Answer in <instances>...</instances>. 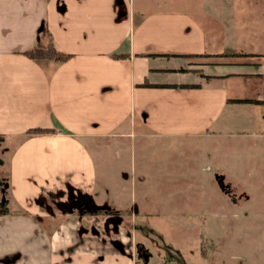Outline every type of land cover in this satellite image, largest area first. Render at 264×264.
I'll use <instances>...</instances> for the list:
<instances>
[{
	"label": "crops",
	"instance_id": "crops-1",
	"mask_svg": "<svg viewBox=\"0 0 264 264\" xmlns=\"http://www.w3.org/2000/svg\"><path fill=\"white\" fill-rule=\"evenodd\" d=\"M40 28L69 60L23 56ZM263 89L264 0H0V264H136L119 211H81L108 185L97 156L263 134Z\"/></svg>",
	"mask_w": 264,
	"mask_h": 264
},
{
	"label": "rangeland",
	"instance_id": "rangeland-1",
	"mask_svg": "<svg viewBox=\"0 0 264 264\" xmlns=\"http://www.w3.org/2000/svg\"><path fill=\"white\" fill-rule=\"evenodd\" d=\"M127 140L97 156L108 185L98 183L94 205L100 220L111 207L120 212L139 244L134 263H144L141 247L144 264H264V133ZM0 182V201H8Z\"/></svg>",
	"mask_w": 264,
	"mask_h": 264
},
{
	"label": "trees",
	"instance_id": "trees-1",
	"mask_svg": "<svg viewBox=\"0 0 264 264\" xmlns=\"http://www.w3.org/2000/svg\"><path fill=\"white\" fill-rule=\"evenodd\" d=\"M40 37L46 39V42L42 44L41 40L37 42V44L30 50L26 51L23 53V56H25L27 59L30 60H48V61H54V62H66L71 58V55L66 54L60 50L57 49V47L54 45L50 34L48 31L44 28L41 30ZM115 58V56H112ZM150 87L151 85H148ZM164 87V86H162ZM263 94H264V89H263ZM235 103H250V101L247 100H237L234 101ZM257 103V101H256ZM46 133H52V132H47L44 130H28L26 132V135L29 136H34V135H40V134H46ZM3 142V136H0V144ZM2 164V161L0 160V165ZM0 186L2 187V183L0 182ZM5 187V185H4ZM2 191H4L2 189ZM5 192V191H4ZM7 201L2 200L0 201V215H6L9 214L10 212L8 211V208L6 207ZM81 211L87 213V212H94L96 214L100 213V209H90L88 206L81 208ZM111 213V212H109ZM141 247H139L140 249ZM138 249V250H139ZM144 250L142 249V252Z\"/></svg>",
	"mask_w": 264,
	"mask_h": 264
},
{
	"label": "water",
	"instance_id": "water-1",
	"mask_svg": "<svg viewBox=\"0 0 264 264\" xmlns=\"http://www.w3.org/2000/svg\"><path fill=\"white\" fill-rule=\"evenodd\" d=\"M57 10L61 14L64 13V11H65L64 6H59L57 8ZM41 30H42V28H40L39 32H41ZM215 180L217 182V186H218L219 190L222 193L227 194L228 193L227 189H229L230 187L228 186V184L224 183V176L223 175H216ZM232 202H235V199H232ZM139 252L141 253L142 261L144 263H146L148 261L149 255L145 251L142 252V249L141 250L139 249Z\"/></svg>",
	"mask_w": 264,
	"mask_h": 264
},
{
	"label": "flooded vegetation",
	"instance_id": "flooded-vegetation-1",
	"mask_svg": "<svg viewBox=\"0 0 264 264\" xmlns=\"http://www.w3.org/2000/svg\"><path fill=\"white\" fill-rule=\"evenodd\" d=\"M225 184H227V183H225ZM229 186V185H228ZM228 190V193L227 194H229L230 193V189H227ZM224 194V193H223ZM226 195V194H225ZM233 199V198H232Z\"/></svg>",
	"mask_w": 264,
	"mask_h": 264
}]
</instances>
